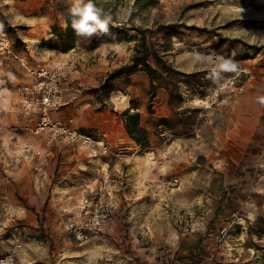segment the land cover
Segmentation results:
<instances>
[{
	"label": "rangeland",
	"instance_id": "obj_1",
	"mask_svg": "<svg viewBox=\"0 0 264 264\" xmlns=\"http://www.w3.org/2000/svg\"><path fill=\"white\" fill-rule=\"evenodd\" d=\"M95 1L112 16L108 31L78 36L74 48L60 51L45 42L57 39L53 24L65 28L62 10L73 0H0V26L19 51L31 52L32 59L46 63L70 61L86 73L66 85L68 103L54 110L53 118L93 138L98 128L110 131L105 154L138 161L143 189L160 192L148 193L146 206L157 217L177 210L180 218L168 217L178 234L202 211L207 233L230 258L234 259L233 252L240 258L246 252L252 261L255 258L251 264H264V0ZM142 32L154 68L159 69L156 52L186 74L179 75L186 80L179 83L181 99L175 94L172 104L163 87L151 91L150 78L142 70L114 77L109 95L92 91L111 71L130 62ZM224 64L230 67L223 68ZM25 80L16 61L0 58V254L15 249L14 264H68L75 257L73 249L91 242L79 244L63 230L61 219L67 218L50 199L52 183L34 187L45 166L62 157L57 152L41 171L33 167L37 157L26 147H42L43 138L23 128L31 121L19 110ZM63 107L68 108L62 111ZM127 108L140 114L149 141L146 149L141 150L126 132L122 112ZM60 175L58 164L48 171L53 180ZM92 188L112 209L104 231L97 234L103 237L114 205L108 182L83 184L89 197ZM27 192L36 195L33 202L24 195ZM29 214H34V224L26 222L31 221ZM50 218L57 225H48ZM130 224L124 221L111 234L116 255L123 244L131 245L130 239L138 244L148 239V228L136 231ZM23 227L30 228L34 240L15 239ZM226 263L248 264L238 257Z\"/></svg>",
	"mask_w": 264,
	"mask_h": 264
},
{
	"label": "crops",
	"instance_id": "obj_2",
	"mask_svg": "<svg viewBox=\"0 0 264 264\" xmlns=\"http://www.w3.org/2000/svg\"><path fill=\"white\" fill-rule=\"evenodd\" d=\"M68 84L70 82L67 81L65 85ZM71 86H74V83ZM79 100L80 98L74 103ZM65 102L68 103V101H64L63 104ZM66 108L68 107H63L62 111ZM109 135L110 131L107 129L98 128L95 138L107 144L110 138ZM123 135L122 132V137ZM56 149L62 159L60 161L53 160L46 165L43 175L40 174L39 178L35 177L34 187L40 188L42 184L52 183L50 186V199H55L56 205L58 204L56 209L61 216L65 215L68 219L72 214L79 212V206L82 204L84 197L87 196L83 189V184L87 182H90V184L99 182L100 185L108 182V192L114 205V215L105 236L90 238L84 241L91 242L88 246L73 249L72 254L75 257L72 256L71 259H68V264H97L102 257V255L99 256L100 254L117 256V260L125 259L126 264H229L226 261H236L237 257L239 261L251 264L250 253L245 252V257L241 256L240 258L238 256L240 255L239 252H233L234 259L230 258L226 248L218 245L210 237L211 233H207V224L204 223L202 211L195 218L186 221L179 234L170 217H168L169 215L172 216L173 220V215L176 214L178 219L180 213L177 210L170 212L168 216L160 215L157 217L158 214L153 212V208L146 206L144 199L149 198L148 193L153 195L160 192L155 189L149 191L143 189V168L138 165L136 159L117 158L100 150L86 149L79 145L71 146L66 142L59 144ZM57 164L61 170V175L53 180L48 176V171ZM46 189L47 186L44 190ZM24 195L29 202H33L36 197L35 194L29 192ZM17 211L21 213L22 210L18 209ZM45 213L48 214L49 212L46 211ZM29 216L31 221L26 220V222H33L34 224L36 222L34 214H29ZM66 221L62 217L63 230L73 240L79 242L71 232L66 230ZM124 221L131 223V228L136 231H139L140 227L143 231H145L143 227L148 228L149 236L146 241L139 244L135 242V239H130L131 245L123 244L121 247L122 252L119 249L120 254L116 255L119 251L112 246L109 240L113 237L111 236L113 232H118L121 229ZM50 223L56 224V220L51 221L50 218L47 224L50 225ZM23 228L24 232L16 233L15 239L22 238L23 240L25 236L27 239L34 240L35 235L31 233L30 228ZM81 243L79 242V244ZM134 249L136 250L134 251ZM253 259L252 262H255V258ZM63 264H66V261Z\"/></svg>",
	"mask_w": 264,
	"mask_h": 264
},
{
	"label": "built area",
	"instance_id": "obj_3",
	"mask_svg": "<svg viewBox=\"0 0 264 264\" xmlns=\"http://www.w3.org/2000/svg\"><path fill=\"white\" fill-rule=\"evenodd\" d=\"M25 48L29 51L28 44ZM31 52L22 53L16 48L15 40L0 26V58H11L26 76L19 96V110L31 121L23 125L25 131L43 138L42 147L28 146L33 157H37L34 168L41 171L48 160L56 157V144L66 141L86 149L108 152L107 145L100 139L81 132L69 124L55 120L53 111L64 101L65 83L86 77L76 64L58 61L53 64L32 59ZM31 57V58H30ZM92 188L79 206V212L72 214L66 221V229L80 242L104 231L111 216V206L103 202V194ZM96 198V200L94 199ZM94 199V200H93ZM15 249L0 254V264H14ZM97 264H125L122 260L103 256Z\"/></svg>",
	"mask_w": 264,
	"mask_h": 264
},
{
	"label": "trees",
	"instance_id": "obj_4",
	"mask_svg": "<svg viewBox=\"0 0 264 264\" xmlns=\"http://www.w3.org/2000/svg\"><path fill=\"white\" fill-rule=\"evenodd\" d=\"M95 3L98 6L96 1ZM69 8V6H65L62 10L66 22L65 28L54 24L51 26L52 32L56 35L57 39L45 43L53 49L68 51L76 45L78 36L71 27L72 17L69 15ZM199 29L205 30V28ZM145 40V34L142 32L139 36V42L135 46V52L131 55L130 62L111 71L107 75L105 81L100 86L93 88L92 91L95 93L104 91L105 94L109 95L110 91L114 88L112 84V79L114 77L142 70L146 72L150 78L151 91H155V88L158 86L163 87L167 91L170 104H172V98L175 94L181 99L179 83H183V81L186 80L181 79L179 75L186 74L173 68L170 62L161 58L156 52H154V57L159 65V69L154 68L149 61L150 52ZM236 40L237 39H233V41ZM122 115L124 117V126L128 136L136 142L141 150L146 149L149 146V141L146 130L140 123L139 112H130V108H127L122 112Z\"/></svg>",
	"mask_w": 264,
	"mask_h": 264
},
{
	"label": "clouds",
	"instance_id": "obj_5",
	"mask_svg": "<svg viewBox=\"0 0 264 264\" xmlns=\"http://www.w3.org/2000/svg\"><path fill=\"white\" fill-rule=\"evenodd\" d=\"M69 15L71 27L77 36L91 37L98 32H107L112 16L97 6L95 0H73ZM229 68L228 64L222 65Z\"/></svg>",
	"mask_w": 264,
	"mask_h": 264
}]
</instances>
